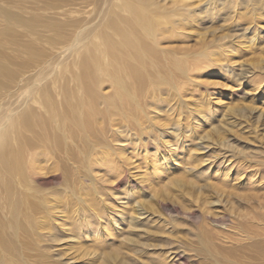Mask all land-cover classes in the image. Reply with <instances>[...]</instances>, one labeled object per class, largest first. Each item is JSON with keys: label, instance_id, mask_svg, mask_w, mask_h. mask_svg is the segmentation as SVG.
<instances>
[{"label": "rangeland", "instance_id": "rangeland-1", "mask_svg": "<svg viewBox=\"0 0 264 264\" xmlns=\"http://www.w3.org/2000/svg\"><path fill=\"white\" fill-rule=\"evenodd\" d=\"M163 1L165 0H159L161 3ZM215 1L223 2L188 0L191 16L185 22L175 17L173 25L175 24L176 29L170 32L174 29L170 26L172 29L165 34V41L163 39V44L160 45L185 61L196 60L200 53L207 50L211 58L216 59V67L203 65L197 69L191 66L187 77L180 80L178 93L173 94L168 88L161 87L160 104L156 103L147 112L158 130L150 129L146 122L147 135L143 136L141 147L136 142H122L130 133L118 135L111 131L113 142L108 143L112 151L103 149L102 154H109H98L94 163L97 170L93 172L100 182L96 187L100 191L101 203L104 201L108 206L107 197L110 196L122 204L126 203L131 210L130 204L137 200L148 212L149 218H152V238L141 233L135 240L147 242V251L137 255L130 254V245L124 240L128 236L126 229L116 234L112 230L114 228L109 226L111 230L107 233V238H104L100 229L105 225L102 222L101 226L93 228L88 235L85 231L79 233L71 230L72 234L61 236L57 243L59 252L56 254L60 257V262L68 260L71 264H89L93 257V264H100L103 258L112 256L118 250L121 255L117 264H172L161 257L171 250L180 254L181 261L178 264H214L206 256L208 248L204 246L205 241H214L216 248L223 249L226 254L235 253L234 256H239L245 264H263V260H258L257 245L261 243L263 248L264 166L257 175V183L253 184L255 179L250 178L249 169L239 178L240 181L231 173L230 179H234V182L222 183L215 179L217 177H212L218 172L207 175L208 178L205 174L195 180L191 169L185 165L186 159L182 154L178 157L180 162L177 161V165L171 169H166L165 164L160 163L162 155L170 158L167 154L171 152L166 151L174 148L177 141H186L189 153L197 152L196 154L205 156L204 159L208 162L203 163L204 167L205 164H213L223 154H228L234 162L239 160L237 163L250 161L251 166H256L254 162L263 161L264 165V62L261 63L264 60V0H254L250 4L251 8H248L250 12L245 15L243 13L246 10L240 7L234 14L226 15L221 10L218 11L219 15L215 14L213 17L208 8L217 6L213 3ZM119 2L120 0H0V137L10 131L13 147L28 148V144H32L35 159L39 162V167L32 173L34 185L47 193L48 197H52L54 193L62 199L66 197L62 177L66 170L70 172L72 169L68 168L69 162H66L68 160L64 158L61 149L53 151L50 146L45 148L35 132L23 129L21 119L25 112L37 111L31 98L36 94L34 92L38 85L49 87L41 83L42 78L49 77L52 80L58 75V69L62 65L74 59L78 48L81 47L82 50V45L88 40L102 34L104 30L107 32L105 23L113 18L112 13ZM166 2L167 7H173L175 2L176 8L181 10L185 3L183 0ZM79 40L83 44H78ZM231 45L235 46L234 50ZM259 64L263 65L260 67ZM54 70L57 73H52ZM260 79H263L260 89L255 90L257 80ZM179 93L182 95L178 96ZM13 120L18 122L15 129L11 128ZM158 139L161 142H157ZM77 142L79 141H75L74 146ZM162 142L166 143V147L157 145ZM204 146H207L206 149ZM134 148H138L136 152ZM40 151H46L47 154L43 156ZM109 157L112 165L117 168L113 173L106 170L109 167L105 163ZM219 163L213 164L216 171L222 167ZM84 172L80 168L71 184L80 181L84 188L90 187L93 190L94 185L82 178ZM190 181L194 186H185ZM76 202L78 201L75 200V205L78 204ZM75 205L73 214L65 210V215L78 222L76 211L79 206ZM114 208L117 213L122 209L120 206ZM116 212L114 216H117ZM61 215L65 216L59 213V217ZM241 226L248 231L249 236L248 240L242 239V244L236 241L230 246L214 240L220 230L225 238L238 237L235 235V228ZM213 232L215 236L210 235ZM120 244L128 246L122 250ZM232 250L234 252L231 253ZM104 254L107 256L102 257ZM125 254L133 256L132 259L126 258Z\"/></svg>", "mask_w": 264, "mask_h": 264}, {"label": "bare ground", "instance_id": "bare-ground-1", "mask_svg": "<svg viewBox=\"0 0 264 264\" xmlns=\"http://www.w3.org/2000/svg\"><path fill=\"white\" fill-rule=\"evenodd\" d=\"M166 1L161 3L159 0H120L112 13L113 18L105 23V28L108 31L104 32V30L102 34L95 35L94 38L84 44L79 40L78 44H83V49L78 48L71 62L60 65L58 75H55L52 80H49V77L47 79L46 77L42 78L43 82L41 80V83L49 86L48 88H44V85V87L38 85L35 90L34 93L36 94L31 99H33L34 105L37 106V111L25 112L20 123L23 125V129L31 133L35 132L41 140L39 142L45 148L50 146L49 148L53 151L58 148L63 151L64 158L68 160L66 162H69L67 164L69 165L68 168L72 169L70 172L65 169V174L62 177L65 198H60L56 193L52 197H48L47 193L35 187L34 174L32 173L39 167V162L35 159L36 153H33L31 143L29 145L27 142L28 148L13 147L10 131L0 137V264H69L71 261L69 263L68 260L64 263L60 262V257L56 255L59 252L57 243L61 236L72 234L71 230H77L79 233L85 231L88 235L93 231V228L101 226L102 222L105 225L100 229H102L104 238H107L108 232L111 230L109 226L114 228L112 230L116 234L126 229V235L128 236L124 237V240L130 245L128 249L130 254L137 255L139 252L144 253L147 251V242H142L140 239L135 240L139 238L141 233V235H150V237L152 235L154 227L150 226H153V224L152 218H149L150 215L147 214L148 212L137 200L130 204L131 210L127 208L126 203L122 204L110 196L107 197L108 206L104 201L101 203L99 201L100 191L96 187V184H100V182L93 171L97 170L94 167L95 160H97L96 156L102 154L103 149L111 150L108 143L113 142L111 131L118 135L125 134V132L130 133L129 137H125L122 142H136L135 144L141 147L143 136L147 135L145 123H149L150 129L158 128L155 122L151 121L148 113L151 107L160 101L159 92L161 87L168 88L173 94L178 93L180 80L187 77L191 66L196 68L203 65L216 67V59H212L210 52L208 53L207 50L200 53L196 60L185 61L175 56L172 51L161 47L160 44H163L162 40L165 38V34L172 29L170 26L174 27L170 32L176 29L175 24L173 25L174 18L178 17L185 22L191 16V6L188 4V0H183L185 3L182 4V10L176 8L177 4L175 2L173 4L171 2L173 7H167L168 3ZM253 1L223 0L222 3L215 1L213 3H216L217 6L209 7L208 10L215 17L219 15L218 11L223 10L226 15L234 14L241 7L246 10L243 13L245 15L250 12L248 8H251L250 4ZM219 6L221 9H218ZM262 10H264V7ZM231 46L234 50L235 46ZM224 57L226 56L224 55ZM188 58L190 59V57ZM263 62L264 60L261 61V63ZM262 65L259 64L260 67ZM53 72L57 73L56 70ZM262 82L263 79L257 80L254 89H260ZM27 86L29 87V85ZM26 100L28 101V99ZM17 124L18 122L13 120L11 128L15 129ZM75 141H79L76 146H74ZM157 142L161 141L158 139ZM18 144L22 145L19 142ZM160 144L157 145L166 147V143L162 142ZM146 145L150 146V144ZM186 147V141H177L174 148L166 151L171 152V154H167L170 158L162 155L160 163H164L166 169H171L180 162L178 157L182 154L186 159L184 163L191 169V174L195 177V180L205 174L207 176L218 172L214 174L216 176L212 177H217L215 179H219L221 182H234V179H230L231 173H234L239 179L249 169L250 178L255 179L252 181L253 184L257 183V175L261 171V167L264 166L263 161L254 162L257 164L256 166H251L250 161L237 163L239 160L234 162L230 156H227L228 154H223L218 156L217 161L213 162L216 165L220 162L219 165H222L216 171L212 163L205 164L204 167L203 163L208 162L204 159V155L196 154L197 152L194 154H192L193 152L189 153L190 150L188 151ZM206 147L204 146L205 149ZM45 152L40 151L43 156L47 154ZM122 153H124V149ZM108 154L105 153L102 156ZM156 155L159 154L156 153ZM56 158L57 156L55 160ZM46 159L45 162H47ZM111 161L109 157L105 166L109 167L106 169L108 172L113 173L117 168L116 165H112ZM80 168L85 170L82 178L94 185L93 190H90V187L88 189L84 188L80 181L71 184V181H74V175L79 174ZM185 186L193 187L194 183L190 181ZM132 196L130 195V197ZM75 200L78 201L76 203L79 207L74 204ZM74 205L78 207L77 211L75 210L78 222L65 215L66 212H74ZM115 206H120L122 209L117 213L114 210ZM115 212L117 216H114ZM59 213L65 216L62 217L61 215L59 217ZM68 222H71V224H68ZM235 224L232 225L235 226ZM66 226L71 227L67 229ZM241 227H234L237 229L235 235L240 239H236L238 237L230 238L231 236L225 238L221 230L217 232V237L213 235L214 232L210 235L215 236L214 240L221 241V244L225 243L231 246L236 241L241 243L243 242L242 239L249 238L248 231ZM59 233L61 234L59 235ZM133 236L135 237L133 238ZM224 239H226V242H223ZM260 244L257 245L259 249L257 250L258 260H263L264 264V230L263 248ZM127 246L120 244L122 250ZM204 246L208 248L206 256L213 260L214 264H245L238 258L239 256H234L235 253H233L234 255L230 252L226 254L223 253V249L216 248L214 241H205ZM117 251L112 256L103 258L100 264H117L121 255ZM232 252L234 251L232 250ZM90 253L94 254V252ZM106 256L107 254H104L102 257ZM132 257L126 255L128 259H132ZM161 257L172 264H178L181 261L178 251L170 250L163 253ZM92 258L89 260L90 262L88 261L89 264L95 263ZM250 262L252 263V261ZM121 264L127 263L122 262Z\"/></svg>", "mask_w": 264, "mask_h": 264}]
</instances>
